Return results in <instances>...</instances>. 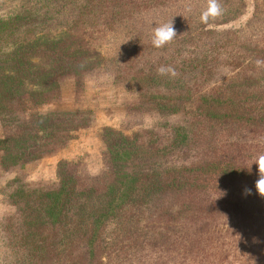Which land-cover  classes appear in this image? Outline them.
Segmentation results:
<instances>
[{
  "label": "trees",
  "instance_id": "16d2710c",
  "mask_svg": "<svg viewBox=\"0 0 264 264\" xmlns=\"http://www.w3.org/2000/svg\"><path fill=\"white\" fill-rule=\"evenodd\" d=\"M254 1L252 19L237 28L245 0H28L0 18L1 122H12L6 117L17 107L52 103L63 79L88 72L128 84L137 96L126 99L129 119L155 115L150 128L119 143L104 130L113 168L91 182L69 173L59 190L41 192L13 179L16 211L0 223L10 264H264V196L256 188L264 31L255 28L264 24V0ZM169 22L177 36L154 47V27ZM104 38L99 59L91 45ZM74 115L37 113L34 124H16L17 136L0 137L1 165L10 171L42 159L49 151L28 142L31 125ZM43 130L42 139L53 137ZM156 131L167 143L143 144L144 135L158 143Z\"/></svg>",
  "mask_w": 264,
  "mask_h": 264
},
{
  "label": "rangeland",
  "instance_id": "374dc122",
  "mask_svg": "<svg viewBox=\"0 0 264 264\" xmlns=\"http://www.w3.org/2000/svg\"><path fill=\"white\" fill-rule=\"evenodd\" d=\"M27 1L0 0V18L6 17L20 4H27ZM245 4L244 16L231 27L245 26L252 19L255 1L245 0ZM255 28L258 31H262V29L264 31V24L258 23ZM86 39L88 38L86 37ZM106 39L93 42L91 46L93 52L98 54V57L95 54L91 60H95V57L99 59L106 57V45L109 44ZM88 73L89 76L87 77L81 75L63 79L60 82V90L55 94L52 103L41 107H34L30 104L28 111L17 107L15 113L9 114L6 117L7 119L12 116V122L3 123L0 119V137H8L13 133L16 136L19 134L17 127H15L16 124H34V120L32 119L37 113L48 114L54 111L76 113L73 118L51 116L47 119H42L37 127L31 125V131L28 132V142L45 145L43 148L49 151L46 152L42 159L33 160L20 167H12L8 171L6 167L1 165L3 152L0 151V223H2V218L6 213L11 214L16 211V208L11 206L9 198L16 184H18L16 181L15 183L13 182V179L16 177L19 178V183L26 185L28 189L41 192L59 190L62 177H66L69 173L76 181L83 178L84 182H91V180L104 176L106 170L110 172V169L113 168L107 155L108 144L104 140V130L106 128L111 127L114 130L117 136L113 141H117L118 143L121 140V136L131 139L134 132L144 127L150 128L145 125L150 126V123L152 124L149 116L152 115V119H154V114L140 115L142 117L132 115L129 119L130 115L125 107L126 99L128 101H137V96L135 94L132 96L129 92L127 93L124 87L128 84H122L121 82L116 84L110 77H95L90 72ZM74 118H76L75 122ZM61 122L71 129L68 132L62 133L63 128L57 129L54 127L57 123ZM166 122L175 123L176 120L175 118H170ZM74 126L76 128H72ZM44 128H47V134L51 133L52 138L47 140L41 138ZM55 129L58 133L57 137H60L59 140L55 138ZM156 132L161 135L158 143H154L153 145L151 143V136L144 135L142 138L143 144L151 145L150 147L153 146L154 148L165 145L167 141L163 135L164 133L162 131ZM10 145H14V142H11ZM169 158L158 159L162 161L164 166L166 163L164 161H167ZM110 178L111 174L107 176V180ZM5 238L6 232H3L0 227V264H10L12 257L10 250L5 253L6 249H3Z\"/></svg>",
  "mask_w": 264,
  "mask_h": 264
},
{
  "label": "clouds",
  "instance_id": "9594fccd",
  "mask_svg": "<svg viewBox=\"0 0 264 264\" xmlns=\"http://www.w3.org/2000/svg\"><path fill=\"white\" fill-rule=\"evenodd\" d=\"M212 11L214 13L219 12V8L213 4ZM209 17V13L205 12L202 14V22L207 23ZM176 32L173 27V23H161L158 26H155L153 29V35H152V44L156 48H162L166 44L170 43L175 37H176ZM258 64L264 63V61H257ZM160 74H166V73H171V75H176L175 71L171 68H163L161 67L159 69ZM259 173L260 177L256 183V188L261 196H264V157L260 158L259 161Z\"/></svg>",
  "mask_w": 264,
  "mask_h": 264
}]
</instances>
